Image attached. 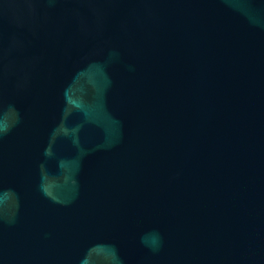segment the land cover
Instances as JSON below:
<instances>
[{"label":"water","instance_id":"1","mask_svg":"<svg viewBox=\"0 0 264 264\" xmlns=\"http://www.w3.org/2000/svg\"><path fill=\"white\" fill-rule=\"evenodd\" d=\"M0 264H264V0H0Z\"/></svg>","mask_w":264,"mask_h":264}]
</instances>
